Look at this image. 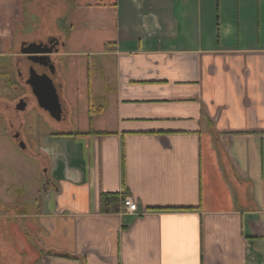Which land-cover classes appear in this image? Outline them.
<instances>
[{"label":"crops","instance_id":"1","mask_svg":"<svg viewBox=\"0 0 264 264\" xmlns=\"http://www.w3.org/2000/svg\"><path fill=\"white\" fill-rule=\"evenodd\" d=\"M51 38L66 112L25 90L54 130L20 149L38 165L0 168V264H264V0H0L10 71ZM24 120L2 133L28 141Z\"/></svg>","mask_w":264,"mask_h":264},{"label":"rangeland","instance_id":"2","mask_svg":"<svg viewBox=\"0 0 264 264\" xmlns=\"http://www.w3.org/2000/svg\"><path fill=\"white\" fill-rule=\"evenodd\" d=\"M4 58L5 57H0V73H1V71L7 72V73L13 72V77H14L15 74L17 73V70H16L17 68L14 67L11 70L12 71L11 72L10 68L8 67L9 66L8 63H6ZM84 59H85V57H84ZM74 64L76 67L74 69V72L76 70L79 72V71H81V69H84L86 66L85 60H83L82 62L80 61V62L74 63ZM19 68H21V67H19ZM22 69H25L23 65H22ZM61 69H63V72L65 71L63 64H61ZM27 70H28V68H27ZM74 77H75V80H73V84L69 86V90L67 92V98H68L69 104L71 105V107L74 111L75 118H80L79 124L82 127V124L84 121L83 116H85V110L83 111L82 117H79V115L82 114V109H83V106L85 103H84V101L79 100V97L77 96V90H78V87L81 88V82L82 81H81V79L79 80L77 73H75ZM10 78H12V75H10ZM12 80H13V78L11 79V81ZM17 88H18V90H15L7 83V76L6 75L4 77L0 76V98H2L5 101V103H3V104L0 103V156L3 158L2 165H0V168L7 167V172L11 176H14V177H17V168L18 167H20L22 169L26 168V165H25L26 163H24L22 161H18V159L16 158L17 157L16 153L24 155L30 164L38 165L39 163L37 162L36 158L31 159L29 156L22 154L23 152L20 151V149L22 150L20 145H18L17 142L12 141L8 136H6L5 134L2 133V129H4L3 127L5 126L4 125L5 119H9V121H10L11 119L15 120V119L22 118V116H23V118L25 120L23 121L24 125L22 127V130H24L26 137L28 138L27 142L32 149H34L33 141H37L39 139L41 141V138L44 135L51 132L53 129L48 124L47 120H45L46 117L40 113V110L36 109L33 106H28L25 109L24 113L20 114L17 106L20 102V99L22 97H24L26 88L20 84L17 85ZM26 93H27V91H26ZM3 119H4V121H3ZM7 123L9 124L10 122H7ZM10 128L11 127L9 124L7 129L9 130ZM76 128H79L78 125L76 126ZM20 130H21V128H20ZM39 146H40V148H39ZM39 146L37 144V146H36L37 150H39L40 152L45 150V147H43L42 144ZM40 173H42V170H41V172L39 171V177H40ZM21 177H22V173H21ZM30 177L28 175H24L21 178V182L24 181L28 184L29 181L33 180L32 177L31 178ZM34 178L36 180V177H34ZM12 187L10 189L11 194H12ZM16 207L17 206L8 207L11 209V210H9L10 216L13 213V212L11 213L13 208H16Z\"/></svg>","mask_w":264,"mask_h":264},{"label":"water","instance_id":"3","mask_svg":"<svg viewBox=\"0 0 264 264\" xmlns=\"http://www.w3.org/2000/svg\"><path fill=\"white\" fill-rule=\"evenodd\" d=\"M56 49L45 45L43 42L32 44L28 49L31 59L34 63L42 66L50 67L51 71H55V64L52 62L50 54ZM27 84L31 87L33 94L37 98L38 105L49 111L54 117H59L61 113L66 112L65 103L56 82L48 74H40L34 66L30 67V76ZM27 106L26 99H21L18 109H24ZM22 149L26 148L25 143H21Z\"/></svg>","mask_w":264,"mask_h":264},{"label":"flooded vegetation","instance_id":"4","mask_svg":"<svg viewBox=\"0 0 264 264\" xmlns=\"http://www.w3.org/2000/svg\"><path fill=\"white\" fill-rule=\"evenodd\" d=\"M43 43L45 45L49 46V47H52V48L56 49V43H57L56 39L51 38V39H48L46 42H43ZM27 62L29 63V64H27L28 67H29L28 70L24 69L25 70L24 71V70H21L22 69L21 68L20 70L17 71L19 84L24 86L26 88L25 89L26 91H28V87H30L29 84H27L26 81H27V79L30 76V67L31 66H34L35 69L38 71V73H40V74H48L52 78H54L56 76V74H57V73H55V71L52 72L50 67L42 66V65H39L38 63H34L31 59L28 60ZM23 98L26 99L27 103H29L31 101V95H29V93L27 95H25L24 97H22V99ZM34 99H36V98L34 97ZM15 137H16L15 140H16L18 145H20L21 143H25V145L27 147L28 142L23 138V135L20 133V131H19L18 135H16ZM39 148H40V146H39Z\"/></svg>","mask_w":264,"mask_h":264},{"label":"trees","instance_id":"5","mask_svg":"<svg viewBox=\"0 0 264 264\" xmlns=\"http://www.w3.org/2000/svg\"><path fill=\"white\" fill-rule=\"evenodd\" d=\"M88 68H90L88 66ZM88 73H90V69H88ZM94 114V111L92 109V107L89 108V118L90 120L92 119V116ZM94 132L97 133V131L93 130L92 128L87 131V132H79L77 131L75 134H80V135H86V134H93ZM127 193L124 194H119V193H102L101 194V206L103 208V211L105 212H110L112 210L114 211H121L122 206L119 205V201H123L122 203H124V199L126 198ZM54 255L57 256H61V257H68V254H64V253H53Z\"/></svg>","mask_w":264,"mask_h":264},{"label":"built area","instance_id":"6","mask_svg":"<svg viewBox=\"0 0 264 264\" xmlns=\"http://www.w3.org/2000/svg\"><path fill=\"white\" fill-rule=\"evenodd\" d=\"M121 212L122 213L138 214V212H139V205L131 197H126L124 199V203H123V207L121 209Z\"/></svg>","mask_w":264,"mask_h":264}]
</instances>
